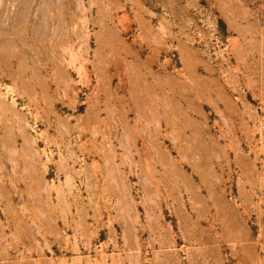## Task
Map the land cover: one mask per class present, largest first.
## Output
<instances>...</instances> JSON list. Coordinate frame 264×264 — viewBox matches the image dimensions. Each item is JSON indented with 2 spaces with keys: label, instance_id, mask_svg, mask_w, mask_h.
Listing matches in <instances>:
<instances>
[{
  "label": "rangeland",
  "instance_id": "rangeland-1",
  "mask_svg": "<svg viewBox=\"0 0 264 264\" xmlns=\"http://www.w3.org/2000/svg\"><path fill=\"white\" fill-rule=\"evenodd\" d=\"M0 264H264V0H0Z\"/></svg>",
  "mask_w": 264,
  "mask_h": 264
}]
</instances>
